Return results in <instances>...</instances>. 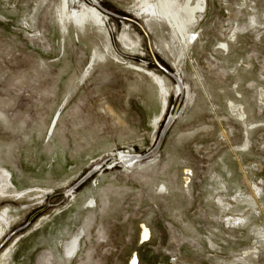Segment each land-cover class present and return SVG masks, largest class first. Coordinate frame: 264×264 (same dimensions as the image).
Segmentation results:
<instances>
[{
  "label": "rangeland",
  "instance_id": "obj_1",
  "mask_svg": "<svg viewBox=\"0 0 264 264\" xmlns=\"http://www.w3.org/2000/svg\"><path fill=\"white\" fill-rule=\"evenodd\" d=\"M187 1L0 0V264H264V0Z\"/></svg>",
  "mask_w": 264,
  "mask_h": 264
},
{
  "label": "bare ground",
  "instance_id": "obj_2",
  "mask_svg": "<svg viewBox=\"0 0 264 264\" xmlns=\"http://www.w3.org/2000/svg\"><path fill=\"white\" fill-rule=\"evenodd\" d=\"M164 2V11L165 12V17L166 19H168V22L171 24V26L174 28V31L183 35L184 36V29H185V24L184 20L182 21V18H179V14L175 10L172 8V4H170L169 2L163 1ZM204 0H188L184 10L187 14L188 19L191 21L193 19L194 13L201 9L203 6ZM163 6V5H162ZM181 7V6H180ZM162 8V9H163ZM182 8V7H181ZM93 10V9H92ZM198 13V12H197ZM95 17H97V14H94ZM186 16H184L185 19ZM186 17V18H187ZM97 19V18H96ZM189 22V21H188ZM129 158V157H128ZM126 159V158H125ZM131 159V158H130ZM127 161V160H126ZM145 235V233H144ZM71 254V253H70Z\"/></svg>",
  "mask_w": 264,
  "mask_h": 264
}]
</instances>
